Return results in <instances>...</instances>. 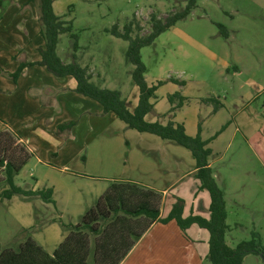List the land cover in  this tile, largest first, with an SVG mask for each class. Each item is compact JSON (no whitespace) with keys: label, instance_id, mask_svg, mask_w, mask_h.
<instances>
[{"label":"rangeland","instance_id":"rangeland-1","mask_svg":"<svg viewBox=\"0 0 264 264\" xmlns=\"http://www.w3.org/2000/svg\"><path fill=\"white\" fill-rule=\"evenodd\" d=\"M188 1L56 0L55 12L73 22L79 44V48L74 49V40L64 33L58 44L59 54L70 62L76 56L81 65H89L93 70V79L98 85L120 90L123 97L134 101L139 90L132 79L134 66L125 59L129 41L115 36L110 29L115 25L123 29L135 18L142 29H135L133 34L146 35L151 31L153 13L165 19L184 9ZM10 2L0 0V19L2 8ZM141 55L147 67L148 83L164 80L152 99L156 101L154 107L168 110L172 106L169 96L180 93L184 103L170 114L177 113L180 121L187 123L190 135H194L192 127L196 130L198 124L204 130L200 132L201 138L210 139L208 147L214 175L226 200L230 227L226 242L235 247L258 233L264 250V0H196V6L186 18L161 33L153 44L143 47ZM179 101L176 97L174 105ZM242 109L256 117V124H246V128L243 125L242 131H236L231 117ZM254 125L259 129H254ZM145 134L130 128L128 132L119 129L94 132L82 148V156H86L88 162L79 155L69 163L67 172L59 168L47 171L43 166L33 168L34 161H29L16 177V183L31 189L36 177H41L38 186L54 188V201L47 207L35 199H22L18 195L11 200L0 198V251L29 237L37 239V232L44 240L54 241L52 238L56 235L49 228L58 230V234L67 231L69 223L81 220L82 187L86 189L89 202L91 192L96 193L95 188L113 181L110 175L120 180L139 175L134 159L138 153L145 155L141 147L151 148L144 143ZM157 138L163 143L153 144L152 148L169 152L166 148L174 147L193 158L187 148ZM97 152L102 153V161ZM151 154L150 158L159 163L158 156ZM187 164L184 159V169ZM33 171L35 178L31 175ZM44 174L49 181H43ZM3 180L0 170V192L4 188ZM37 211L42 215L36 218L33 214ZM243 264H264V256L248 254Z\"/></svg>","mask_w":264,"mask_h":264},{"label":"crops","instance_id":"crops-1","mask_svg":"<svg viewBox=\"0 0 264 264\" xmlns=\"http://www.w3.org/2000/svg\"><path fill=\"white\" fill-rule=\"evenodd\" d=\"M2 12L0 19V132L7 131L14 136L16 143L28 153V164L32 160L33 168L43 166L47 168L44 169L47 171L59 168L62 172H67L70 171L69 163L77 159L79 155L81 159L88 162V158L82 156V148L88 144L87 140L94 132L102 133L104 130L113 132L118 129L128 132L127 125L114 113H104L98 101L79 93L76 90L77 81L72 76L58 77L46 66L36 63L25 67L19 77L14 78L12 75L22 62L41 60L40 48H44L45 40L40 33L38 9L31 0H11L2 8ZM57 52L60 56L58 48ZM61 59L64 63L70 62L69 59L67 61L62 57ZM86 66L93 74L89 65ZM136 94L134 101L127 98L131 108L138 103L139 92ZM153 102L155 105L156 101ZM155 108L149 113L150 118L146 116L149 121L182 122L189 134L187 123L180 121L177 113L170 114L171 106L166 111ZM253 116V114H246L244 109L236 111L231 117L236 123V131H242L243 125L245 127L246 124L249 126L256 124L257 119ZM242 117L244 120L241 121ZM254 126V129H259L257 125ZM192 130L194 135L191 136L204 131L198 124L197 129L192 127ZM145 135L142 136L146 140L144 143L147 142L151 148L153 144L157 146L163 143L155 134ZM166 141L176 144L170 140ZM151 148L141 147L145 155L138 153L134 159L139 175H131L123 180L136 182L156 191L161 196V218L169 215L177 198L184 200V217L193 214L209 218L210 193L206 189H199L200 182L193 176L195 171L193 155V158H190L189 155H183L182 150H176L174 147H167L166 150L169 152L160 148H152L153 151H151ZM151 152L158 156L159 163L157 161L156 164L150 158ZM96 155L100 157L98 160L102 161V153L97 152ZM211 157L210 165L215 174ZM184 159L188 161L186 169L182 166ZM31 175L35 178V171ZM43 176L46 178L43 181H49L48 175ZM110 178L113 180L111 183L98 186L93 190H96V193L91 192L89 202L86 201V189L82 187V216L112 183L120 181L118 177L112 179L110 175ZM34 181L31 189L41 190L38 185L42 178L36 177ZM55 193L53 188V196ZM77 195H81L80 190L77 191ZM27 199H35L39 204L43 203L47 207L50 205V202L44 201L40 196ZM41 213L37 211L33 215L37 218L42 215ZM49 231H54L56 235V238H52L54 241L44 240L38 232L37 239H32L52 256L68 231L64 230L58 234L56 229L49 228ZM209 237V232L197 224H192L187 230V235H184L176 220L167 223L156 221L120 264H205L209 261L207 258ZM20 242H15L14 245H19ZM48 244L53 245L49 247Z\"/></svg>","mask_w":264,"mask_h":264},{"label":"trees","instance_id":"trees-1","mask_svg":"<svg viewBox=\"0 0 264 264\" xmlns=\"http://www.w3.org/2000/svg\"><path fill=\"white\" fill-rule=\"evenodd\" d=\"M31 1L38 9L40 33L45 40L44 48H40L42 58L39 62H22L12 76L18 78L25 67L36 63L46 66L58 77L72 76L77 81L76 90L98 101L104 113H114L128 128L155 134L190 150L195 159L193 176L200 182L199 189H206L210 193V217L193 214L184 217V200L177 198L169 215L161 218V196L156 191L136 182L120 180L111 184L77 224L67 225L68 234L52 256L29 237L17 246L3 248L0 251V264H120L156 221L167 223L171 220H176L184 235H187V230L192 224H197L209 232L207 258L212 264H243L244 258L251 253L264 256L258 233H253L252 239L243 240L235 247L226 242V233L230 229L227 224L226 200L210 165L209 140H203L199 133L191 136L182 122L169 120L162 123L146 118L154 109L152 99L156 97V90L164 80H158L154 84L148 83L145 77L147 67L142 60L141 50L153 44L161 33L170 29L179 20L186 18L196 6V0H189L184 9L173 12L165 19L153 13L151 31L146 35L133 34L135 29H142L135 18L123 29L118 25L110 29L115 36L129 41L125 59L134 66L131 71L132 79L139 90L138 103L134 108L130 107L129 101L122 96L120 90L98 85L93 80L89 68L81 65L76 56H73V61L69 63L63 62L57 52L62 34L68 33L74 40V49L79 48L78 36L73 32V22L63 19L55 12V0ZM219 26L223 30L222 33L227 36L223 26ZM169 80L184 84V81L173 78ZM176 97L180 101L174 105ZM169 100L172 105L171 113L181 107L185 99L176 92L169 96ZM28 159V153L16 143L13 135L7 131L0 132V170L4 174V188L0 192V198L11 199L18 195L27 199L40 196L44 201L52 202L53 188L32 190L16 184L15 177Z\"/></svg>","mask_w":264,"mask_h":264}]
</instances>
